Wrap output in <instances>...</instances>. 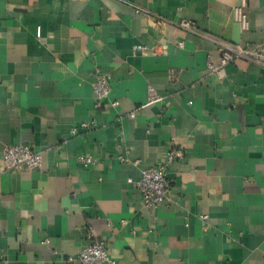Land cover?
<instances>
[{
  "label": "crops",
  "instance_id": "crops-1",
  "mask_svg": "<svg viewBox=\"0 0 264 264\" xmlns=\"http://www.w3.org/2000/svg\"><path fill=\"white\" fill-rule=\"evenodd\" d=\"M240 3L0 0V264H71L89 226L117 264H264V67L236 60L219 79L217 46L179 26L264 42V0H245V31ZM149 88L161 102L147 104ZM172 137L183 156L151 210L135 183ZM9 145L41 150V167L6 170ZM126 151L140 165L115 161Z\"/></svg>",
  "mask_w": 264,
  "mask_h": 264
},
{
  "label": "built area",
  "instance_id": "built-area-1",
  "mask_svg": "<svg viewBox=\"0 0 264 264\" xmlns=\"http://www.w3.org/2000/svg\"><path fill=\"white\" fill-rule=\"evenodd\" d=\"M245 6V0H241L240 5L232 10L233 21L237 23L243 31L247 30L249 26L247 14L244 10ZM179 26L185 32L200 36L217 46L219 60L214 63L211 58H208L207 68L210 74L215 75L219 79L225 77L226 67L236 60L252 61L264 67V42L251 45L227 41L209 33L201 32L191 21H182ZM176 45L177 47H182L183 43L178 42ZM135 50H139L143 53L147 51L140 46L136 47ZM110 90V81L107 76L98 77L92 84V92L99 101L107 99ZM159 102H161V98L152 88H149L147 104H156ZM117 104L118 103L115 101L112 102V106H116ZM163 110L164 109H162V111ZM129 117L134 118V113L129 114ZM92 125H95L94 121L84 123L81 127L83 129H89ZM71 132L74 134L76 128H73ZM170 145L163 160L153 167L143 169L139 180L135 183L141 204L151 210H156L163 203L169 201V192L171 188V181L168 178L169 168L175 161L183 156V149L176 144V139L174 137L170 139ZM113 157L119 164L131 162L133 165L137 166L141 163L139 159L131 161L127 151L123 154L117 153ZM1 160L6 170L15 171L21 168L37 170L42 164V151L36 150L31 145H9L2 151ZM77 161L81 165L90 168L95 167L99 163V159L87 155L77 156ZM200 219L206 221L208 216L202 215ZM86 236L88 244L80 250L76 258L68 259L71 264H117L116 261L108 255L107 242L97 238L91 226L87 227Z\"/></svg>",
  "mask_w": 264,
  "mask_h": 264
}]
</instances>
